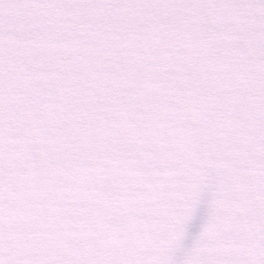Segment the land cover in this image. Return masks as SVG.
I'll use <instances>...</instances> for the list:
<instances>
[{
    "label": "water",
    "instance_id": "1",
    "mask_svg": "<svg viewBox=\"0 0 264 264\" xmlns=\"http://www.w3.org/2000/svg\"><path fill=\"white\" fill-rule=\"evenodd\" d=\"M0 264H264V0H0Z\"/></svg>",
    "mask_w": 264,
    "mask_h": 264
}]
</instances>
